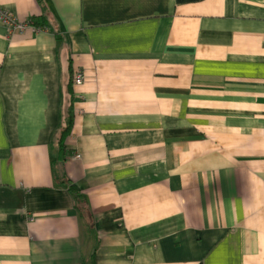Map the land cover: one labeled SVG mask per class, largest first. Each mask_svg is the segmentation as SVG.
<instances>
[{
  "label": "crops",
  "instance_id": "0c3cea01",
  "mask_svg": "<svg viewBox=\"0 0 264 264\" xmlns=\"http://www.w3.org/2000/svg\"><path fill=\"white\" fill-rule=\"evenodd\" d=\"M0 6V264H264V0Z\"/></svg>",
  "mask_w": 264,
  "mask_h": 264
},
{
  "label": "built area",
  "instance_id": "2783aa9c",
  "mask_svg": "<svg viewBox=\"0 0 264 264\" xmlns=\"http://www.w3.org/2000/svg\"><path fill=\"white\" fill-rule=\"evenodd\" d=\"M0 20L6 26V28L10 33L22 32L28 27H32L33 29H35V25L31 21V19H19L13 11L3 6H0ZM81 77L82 76L80 74H78L77 77L74 76L73 84L74 83L79 84L81 82ZM75 156H78V154H75Z\"/></svg>",
  "mask_w": 264,
  "mask_h": 264
},
{
  "label": "trees",
  "instance_id": "16d2710c",
  "mask_svg": "<svg viewBox=\"0 0 264 264\" xmlns=\"http://www.w3.org/2000/svg\"><path fill=\"white\" fill-rule=\"evenodd\" d=\"M34 22H35L36 25H40V27H42L44 25L41 21H38V20H35ZM70 92H72L71 83H70ZM71 118H72V116H69L67 118L66 123L63 125V127L61 128V131H60L59 142H60V145L62 147L65 145L64 144L65 143L64 142V139H65V137H66V135L68 133V129H69V126H70V122L72 120ZM69 190H71L72 192H75V197L77 198V201H78L77 204H76V206L80 210H82V207L80 205L81 197L79 195V190L77 189V186L75 184H71V185H69ZM78 205H80V206H78Z\"/></svg>",
  "mask_w": 264,
  "mask_h": 264
},
{
  "label": "rangeland",
  "instance_id": "374dc122",
  "mask_svg": "<svg viewBox=\"0 0 264 264\" xmlns=\"http://www.w3.org/2000/svg\"><path fill=\"white\" fill-rule=\"evenodd\" d=\"M77 72H79V73H77ZM76 73H77V74H76ZM75 74H76V75H75ZM78 74H80V75L82 76V77H81V82H80L79 84H81V83L85 80V78H86V77H85V74H84V72L81 70V68L73 69V70H72V73H71V84L74 85V86H75V85H78V84H76V83L73 84V82H74V81H73V78H74V76L77 77Z\"/></svg>",
  "mask_w": 264,
  "mask_h": 264
}]
</instances>
